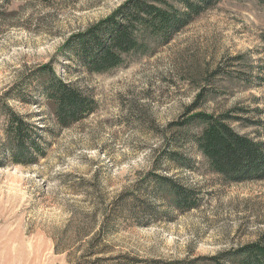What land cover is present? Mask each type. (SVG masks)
<instances>
[{"label":"rangeland","instance_id":"obj_1","mask_svg":"<svg viewBox=\"0 0 264 264\" xmlns=\"http://www.w3.org/2000/svg\"><path fill=\"white\" fill-rule=\"evenodd\" d=\"M126 1L16 0L0 18V98L26 69L54 62L57 75L98 104L87 119L60 129L48 108L9 102L48 129L50 147L38 165L0 168V264H75L71 253L55 252V238L68 224L86 222L95 208L115 206L124 191L140 189L168 126L182 120L201 91L199 111L242 108L264 121V4L222 0L168 44L150 40L148 53L105 74L59 57L69 37ZM233 128L252 138L257 133ZM180 150L193 168L162 174L199 191L200 207L168 214L157 207L148 226L116 225L102 237L100 264H211L203 259L264 236V181L226 184L193 146L181 143ZM137 196L151 203L145 193Z\"/></svg>","mask_w":264,"mask_h":264},{"label":"trees","instance_id":"obj_2","mask_svg":"<svg viewBox=\"0 0 264 264\" xmlns=\"http://www.w3.org/2000/svg\"><path fill=\"white\" fill-rule=\"evenodd\" d=\"M13 1L16 0H0V18L8 15L5 9ZM221 1L127 0L109 17L69 37L59 57L89 74L108 73L129 58L148 53L150 40L168 44ZM259 1L264 4V0ZM54 64L26 69L0 98V168L38 165L50 147L44 134L48 129L30 123L31 117L16 113L9 102L48 108L60 129H69L97 111L93 96L57 75ZM204 98L201 91L182 120L168 126L170 135L163 136L162 151L156 154L140 189L124 191L113 207L95 208L86 222L68 224L54 240L56 253H71L75 264H100L104 261L99 257L102 237L116 225L132 222L138 227L148 226L159 215L157 207H163V214L198 209L202 203L199 191L162 174H169L170 167L193 168L190 157L180 150L181 143L193 146L207 162L209 171L226 184L264 181V121L248 118L250 111L242 108L217 115L199 111ZM235 124L256 128L255 138L238 133L233 128ZM138 192L150 196L151 203L140 201ZM203 260L211 264H264V236ZM116 264L127 263L120 259Z\"/></svg>","mask_w":264,"mask_h":264}]
</instances>
